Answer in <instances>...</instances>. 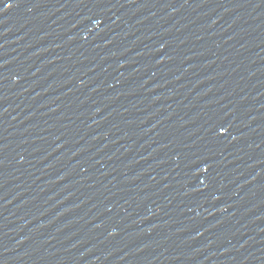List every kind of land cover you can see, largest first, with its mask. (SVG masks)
Returning <instances> with one entry per match:
<instances>
[{"label": "water", "instance_id": "95a60500", "mask_svg": "<svg viewBox=\"0 0 264 264\" xmlns=\"http://www.w3.org/2000/svg\"><path fill=\"white\" fill-rule=\"evenodd\" d=\"M0 264H264V0H0Z\"/></svg>", "mask_w": 264, "mask_h": 264}]
</instances>
